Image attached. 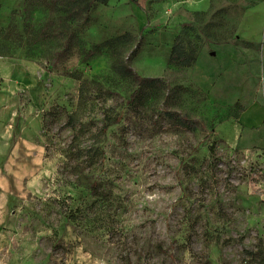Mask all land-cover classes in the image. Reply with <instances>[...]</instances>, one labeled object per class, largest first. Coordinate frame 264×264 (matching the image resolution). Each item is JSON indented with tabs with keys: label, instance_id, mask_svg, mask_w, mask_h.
<instances>
[{
	"label": "rangeland",
	"instance_id": "374dc122",
	"mask_svg": "<svg viewBox=\"0 0 264 264\" xmlns=\"http://www.w3.org/2000/svg\"><path fill=\"white\" fill-rule=\"evenodd\" d=\"M176 1L186 0H110L72 25L86 47L133 37L125 63L165 91L131 107L135 85L110 71L108 54L83 63L60 52L62 41H40L49 19L48 31L61 26L49 4L0 0V27L15 28L11 53L0 56V264H259L249 253L264 250V109L252 106L264 108V0H209L198 11L207 15L193 43L227 10L212 20L219 43L198 54L215 69L209 86L197 61L169 65L157 37L160 24H194L192 10L191 23L167 15L181 9ZM77 78L86 82L84 121L99 124L107 109L121 116L98 146L103 159L79 173L65 125Z\"/></svg>",
	"mask_w": 264,
	"mask_h": 264
},
{
	"label": "trees",
	"instance_id": "16d2710c",
	"mask_svg": "<svg viewBox=\"0 0 264 264\" xmlns=\"http://www.w3.org/2000/svg\"><path fill=\"white\" fill-rule=\"evenodd\" d=\"M31 3L38 6H46L49 4V10L54 17H57L61 26L53 32L48 31L47 27L54 24L52 19L47 21L43 32L41 33L40 41L49 44L50 41L60 40L61 50L68 55H77L81 62H88L102 54H108L110 58V71L119 79L128 81L135 85L129 98V105L132 107L136 101L140 100V105L145 103L157 95L163 94L165 84L160 79H143L134 73L125 63V54L131 50L133 37L126 33L117 37L109 38L101 43L85 46V43L77 38V35L72 32V25L86 24L90 14L99 6H106L110 0H29ZM227 10H220L215 15L211 16L203 26L201 33L203 34V42L200 36H195L193 40H188L189 34L192 33L198 24L205 21V12L194 14V24H183L181 32L175 37L170 54L168 64L181 69L191 68L197 61L198 54L204 42L218 44L219 40L216 35L211 34V29H216L217 24L212 20L215 16L225 14ZM52 26V25H51ZM49 26V28L51 27ZM13 23H9L6 27H0V56H8L11 53V44L9 40L15 35ZM80 82V78H77ZM86 82L81 81L78 90V100L76 110L67 116L66 127L73 132L71 143L69 146L68 159L76 163L75 169L77 172L91 170L97 166L103 159L98 152V146L101 143L102 137L107 131L120 123L121 116L113 114L112 109L104 110L103 118L100 123L93 120L84 121L83 117L86 112L88 103ZM180 88H178L179 90ZM234 108H239V104H234ZM244 109H241L242 113ZM170 116V115H169ZM172 117V116H171ZM173 118V117H172ZM236 119L238 116L235 117ZM175 121L189 130H194L193 124L188 122L186 118H175ZM86 143H90L88 149L82 148ZM214 151V148H210ZM78 172V173H79ZM94 185L90 187L94 190ZM68 220L75 221V216L68 215ZM250 256L257 258L259 264H264V250L261 244L258 245L257 252L249 253Z\"/></svg>",
	"mask_w": 264,
	"mask_h": 264
},
{
	"label": "crops",
	"instance_id": "0c3cea01",
	"mask_svg": "<svg viewBox=\"0 0 264 264\" xmlns=\"http://www.w3.org/2000/svg\"><path fill=\"white\" fill-rule=\"evenodd\" d=\"M176 2L180 3V5H179V7H181L180 10H179V8L177 6L170 5L172 7L168 6L165 9V12L167 13V15H169V14H172L173 15L174 14L177 17H180L181 19L184 20V21H182L184 23H191L192 22V15L190 13L187 14L185 9H189V10H192L194 12L207 11L208 5H209V0H203V4L204 3L205 4H204V6L201 7V10H198V9L195 8L196 6H194V4H192L193 3V0L176 1ZM145 25H147V24H138V27H139V29H142L143 27H146ZM181 25H183V24H160L159 27L162 28V29H160L161 31H159V35L157 36L159 38V42L161 44L167 45L168 48L171 49L172 44H173V41H174L175 37L178 35V32H179V29L181 28ZM164 26H165V30H164L165 32L162 31L163 28H164ZM206 47H209V46H206ZM206 47H205V50L207 49ZM200 55L197 58L196 69L199 70V73L200 74H202V75H204L206 77V80H205L204 83H206V86L207 85L209 86V85H211L213 83L211 81H207V80L211 76V73L213 71H215V69L212 66H211V68H208V66H209L207 64L208 63V60H205V62H202L201 61L202 63L200 64V60H201L200 57H202V53ZM210 69H211L212 72L208 71ZM204 76H202V77H204ZM252 106H255L256 107L255 111H259L260 110L259 112L253 113L255 115H260L261 114V109L262 110L264 109L263 107H261V106L258 107V105H255V104L252 105ZM252 106H251V108H252ZM245 112L246 111H243L240 114L241 116L239 115L240 117H238L237 118V121H235V122L242 121V117L245 116ZM262 120H263L262 122L264 123V116H263Z\"/></svg>",
	"mask_w": 264,
	"mask_h": 264
}]
</instances>
